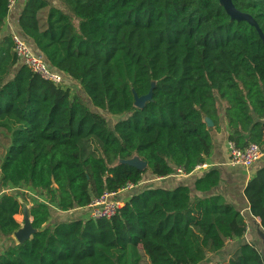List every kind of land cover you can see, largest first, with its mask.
Segmentation results:
<instances>
[{"label": "trees", "instance_id": "16d2710c", "mask_svg": "<svg viewBox=\"0 0 264 264\" xmlns=\"http://www.w3.org/2000/svg\"><path fill=\"white\" fill-rule=\"evenodd\" d=\"M233 3L264 33V0ZM8 4L0 0V31ZM18 24L30 47L83 93L41 79L17 59L12 36L0 40V127L13 136L0 186L44 197L30 206L37 231L19 243L23 204L0 195V264H202L236 238L221 264H264L262 249L242 239L241 210L211 194L222 181L218 168L193 186L122 193L126 203L110 219L50 223L52 206L65 214L147 175L193 173L214 150L221 109L229 141L264 150V41L255 26L232 21L220 0H26ZM150 92L144 106L135 104ZM135 157L147 166L124 162ZM244 195L264 229V165Z\"/></svg>", "mask_w": 264, "mask_h": 264}, {"label": "crops", "instance_id": "0c3cea01", "mask_svg": "<svg viewBox=\"0 0 264 264\" xmlns=\"http://www.w3.org/2000/svg\"><path fill=\"white\" fill-rule=\"evenodd\" d=\"M25 2L26 0H20L14 7L10 9L9 14L5 19L4 26L0 31V40L3 39L5 36L10 35L13 37L14 34H18L19 16ZM54 3L56 5L60 4L57 1H54ZM68 79L69 82H73L70 78ZM220 125H221L220 131L213 130L212 132L215 146L211 156L208 158L207 162L205 163L206 166L197 167L196 170L191 174L175 173L174 175L166 176V177H153L151 175H147V180L142 182L140 185L136 186L137 189L140 190L144 187H150V186L164 187L171 189L182 184H189L193 186L194 181L197 177L204 175L209 169L218 168L221 171L222 181L219 184V186H217L211 191V194H222L223 196H225L226 199L231 201L233 204L236 205L237 208L241 210L245 218H247L246 215L252 216L249 210V203L244 195V188L248 180L254 176L257 169L264 165V155L253 166L249 168L232 165L229 161V151H228L229 128L223 109H221ZM5 190H6L5 188H2L0 186V195L5 193L6 192ZM195 194L202 195L203 193L196 192ZM16 197H18L23 204V200L19 196ZM124 198L126 199V197ZM72 211H78L81 213L83 212L84 214L81 216L87 218L89 216L87 207L84 209L83 208L74 209ZM70 212H67L65 214H68ZM20 213L15 215V218L21 223L22 226ZM30 219L32 220V216H30ZM255 219H257L260 222V218H255ZM13 238L17 241L14 234H13ZM245 238L246 237L244 236L242 239ZM234 240H238V238ZM229 241H233V240H229ZM245 241L249 242L247 239ZM4 244H5L4 241L0 240V253H2L4 250ZM235 248L236 247L233 248L231 253L235 250Z\"/></svg>", "mask_w": 264, "mask_h": 264}, {"label": "built area", "instance_id": "2783aa9c", "mask_svg": "<svg viewBox=\"0 0 264 264\" xmlns=\"http://www.w3.org/2000/svg\"><path fill=\"white\" fill-rule=\"evenodd\" d=\"M20 0H8L9 8L14 7ZM13 50L17 59L38 75L41 79L60 87L69 85V79L61 72L49 67L44 55L34 51L25 39L19 34L13 35ZM229 161L232 165L249 168L253 166L264 155V150L256 143H250L246 148L241 149L232 141L228 142ZM204 167L202 164L198 167ZM177 174H186L184 168H177ZM136 187L132 182H128L117 192H105L100 197H95L88 205V218L94 220L115 216L125 205L126 199L120 198L122 193L129 192Z\"/></svg>", "mask_w": 264, "mask_h": 264}, {"label": "rangeland", "instance_id": "374dc122", "mask_svg": "<svg viewBox=\"0 0 264 264\" xmlns=\"http://www.w3.org/2000/svg\"><path fill=\"white\" fill-rule=\"evenodd\" d=\"M63 89H69L72 94L83 93L79 84L75 82H69V85H66L65 87H63ZM84 97L90 103L88 97L85 95ZM105 115L108 121L110 122V124L112 125L116 121H118L117 117L111 116L109 114H105ZM12 139L13 136L11 131H8V129L5 127H0V165L1 162L3 161L6 150L8 149L9 145L12 142ZM5 191L7 193L14 194L15 196H19L23 200V203L29 209L32 203L44 200V197L42 195H40L35 190L27 186H22V187L10 186L6 188ZM51 208H52V217L50 219L51 225L56 224L59 221V219L60 220L63 218L73 219L83 214V212L81 213L78 211H71L68 214H61V212H59L55 206H52ZM20 214H21L20 219L22 220L21 222L23 226L24 224L23 209ZM246 217L248 222V232L245 235L246 238L243 240L247 239L249 242L255 243L260 249H262L264 253V229L257 219L253 218L250 215H246ZM240 241L242 240L238 239V240L228 241L226 247L220 253L209 255L202 264H221L222 262L227 261L231 251L233 250L234 247H237L241 243Z\"/></svg>", "mask_w": 264, "mask_h": 264}, {"label": "water", "instance_id": "95a60500", "mask_svg": "<svg viewBox=\"0 0 264 264\" xmlns=\"http://www.w3.org/2000/svg\"><path fill=\"white\" fill-rule=\"evenodd\" d=\"M221 5L225 8L229 16L231 17L232 21H248L251 25L255 26L257 30L259 31L260 37L264 41V33L259 28L258 23L256 20L249 14L241 12L238 10L233 0H220ZM152 92L148 93L147 95L143 96H136L135 104L137 106H144L145 103L151 99ZM209 124L212 125V122L209 121ZM124 162L132 164L136 166L139 169H144L147 166V163L137 157L130 159V160H124ZM23 213H24V224L21 226L19 230H17L14 233L15 238L19 243H22L28 239H30L33 234L37 231L33 225L32 220L30 219V209L23 203Z\"/></svg>", "mask_w": 264, "mask_h": 264}]
</instances>
